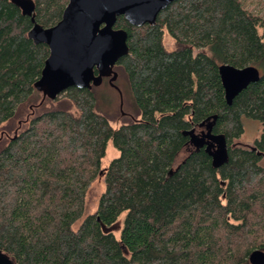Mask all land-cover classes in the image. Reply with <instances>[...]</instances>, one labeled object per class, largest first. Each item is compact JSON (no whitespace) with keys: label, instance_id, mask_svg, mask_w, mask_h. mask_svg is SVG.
Masks as SVG:
<instances>
[{"label":"trees","instance_id":"16d2710c","mask_svg":"<svg viewBox=\"0 0 264 264\" xmlns=\"http://www.w3.org/2000/svg\"><path fill=\"white\" fill-rule=\"evenodd\" d=\"M67 1L32 0L34 22L53 26ZM31 26L0 0V125L41 94L34 82L48 49L27 38ZM113 29L126 33L127 54L113 69L138 119L112 128L94 110L91 88L43 98L53 107L0 146V251L13 264H249L252 251L264 252L262 14L245 0H175L153 25L117 17ZM223 65L258 72L230 104ZM242 117L260 125L251 147L233 143ZM191 129L221 136L225 162L213 167L204 147L190 149L183 133ZM108 142L117 156L101 168ZM97 181L96 209L73 230ZM122 213L118 238L101 231Z\"/></svg>","mask_w":264,"mask_h":264},{"label":"water","instance_id":"95a60500","mask_svg":"<svg viewBox=\"0 0 264 264\" xmlns=\"http://www.w3.org/2000/svg\"><path fill=\"white\" fill-rule=\"evenodd\" d=\"M29 17L32 24L27 38L34 45L43 44L48 49L39 78L34 82L42 98L53 101L68 88L90 89L109 77L116 61L127 54L126 33L113 29L117 17L129 25L140 27L153 25L156 15L175 0H68L59 21L49 28H42L33 20L32 0H7ZM95 71V74H94ZM218 75L227 104L246 86L258 79L255 68L235 69L227 65L218 67ZM189 137V145L197 150L204 147L217 167L226 160L225 142L221 136H211L209 131L197 134L195 129L183 133ZM211 142L215 151L211 152ZM264 164V155H262ZM249 264H264V252L252 251ZM0 264H13L0 251Z\"/></svg>","mask_w":264,"mask_h":264},{"label":"rangeland","instance_id":"374dc122","mask_svg":"<svg viewBox=\"0 0 264 264\" xmlns=\"http://www.w3.org/2000/svg\"><path fill=\"white\" fill-rule=\"evenodd\" d=\"M245 6L255 12H260L264 18V0H245ZM258 34H263L262 29H258ZM162 45L166 51H171L174 48L172 40L163 33ZM197 50H192V54L195 55ZM115 73V78L111 85L103 80L98 86L91 87V91L95 98L94 110L105 116L108 119V123L112 128H116L122 123L129 122L130 120H137L138 117L135 115L131 102L129 100L124 78L119 71L112 70ZM44 99L41 94L36 100V103L31 105L25 104L16 109L14 117L0 125V146L6 144L13 134L20 131L26 126V119L33 115H36L43 111V109H50L53 106L49 103L40 105ZM73 111V110H72ZM242 125V134L240 137L233 141L238 145L245 147L253 146V142L258 138L260 132V125L257 121L251 120L245 117L240 119ZM190 149H193L192 147ZM189 151V149H188ZM191 151V150H190ZM117 156V152L111 146L110 142L106 144L105 155L101 159L100 167L104 168L108 163ZM184 157L183 151L178 154L175 159L174 165L181 162ZM103 191V185L101 182L91 183L86 191L84 197V209L82 216L74 222L72 229L76 230L83 218L87 215L92 214L97 205V199ZM124 214L122 213L116 221L110 226H102L101 231L104 233H110L115 238L119 237V233L122 227Z\"/></svg>","mask_w":264,"mask_h":264},{"label":"flooded vegetation","instance_id":"af4514ba","mask_svg":"<svg viewBox=\"0 0 264 264\" xmlns=\"http://www.w3.org/2000/svg\"><path fill=\"white\" fill-rule=\"evenodd\" d=\"M109 78H110V76H109V77H104V78L101 79V82H102L103 80H106L107 83L109 84V82H108V81H109ZM101 82H100V83H101Z\"/></svg>","mask_w":264,"mask_h":264}]
</instances>
